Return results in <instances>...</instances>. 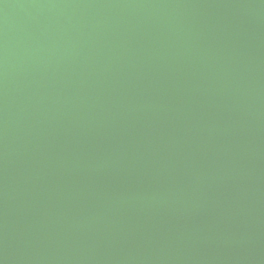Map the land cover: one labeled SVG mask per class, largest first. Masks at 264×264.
<instances>
[{"label": "water", "instance_id": "95a60500", "mask_svg": "<svg viewBox=\"0 0 264 264\" xmlns=\"http://www.w3.org/2000/svg\"><path fill=\"white\" fill-rule=\"evenodd\" d=\"M5 243L19 264H264V2L2 0Z\"/></svg>", "mask_w": 264, "mask_h": 264}, {"label": "clouds", "instance_id": "9594fccd", "mask_svg": "<svg viewBox=\"0 0 264 264\" xmlns=\"http://www.w3.org/2000/svg\"><path fill=\"white\" fill-rule=\"evenodd\" d=\"M0 2H2V0H0ZM262 2H264V0H262ZM27 259L29 258L10 253L6 243L3 246H0V264H19L20 261L26 262Z\"/></svg>", "mask_w": 264, "mask_h": 264}]
</instances>
